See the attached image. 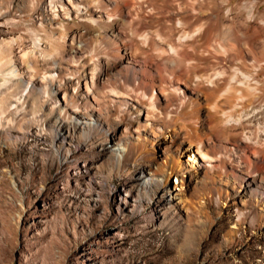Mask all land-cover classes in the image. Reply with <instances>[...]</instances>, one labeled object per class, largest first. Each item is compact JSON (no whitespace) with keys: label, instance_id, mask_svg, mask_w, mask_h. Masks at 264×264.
I'll list each match as a JSON object with an SVG mask.
<instances>
[{"label":"rangeland","instance_id":"rangeland-1","mask_svg":"<svg viewBox=\"0 0 264 264\" xmlns=\"http://www.w3.org/2000/svg\"><path fill=\"white\" fill-rule=\"evenodd\" d=\"M134 2L132 16L118 17L107 34L122 32L138 56L159 62L170 55L195 77L220 70L221 57H232L234 71L257 81L260 95L235 111L226 107L221 120L260 147L264 0ZM1 3L8 11H0V264H264V207L258 198L222 185L228 196L219 198L213 190L210 202L201 200L202 190L180 188L188 173L165 182L173 160L189 163L188 154L174 146L182 136L179 119L157 132L144 127L145 111L132 110L118 126L119 142L106 127L89 130L95 117L76 120L63 90L52 98L34 91L20 104L7 103L16 80L6 73L8 63L22 62L19 72H34L32 58L65 56L69 63L76 41L83 45V35L100 27L65 19L50 0ZM237 43H245L246 57L236 54ZM110 59L104 52L89 54L88 81L103 78ZM130 140L145 144L140 156H126ZM153 169L160 173L153 175Z\"/></svg>","mask_w":264,"mask_h":264},{"label":"bare ground","instance_id":"bare-ground-1","mask_svg":"<svg viewBox=\"0 0 264 264\" xmlns=\"http://www.w3.org/2000/svg\"><path fill=\"white\" fill-rule=\"evenodd\" d=\"M134 1L50 0L51 6L61 7V15L65 19L74 16L100 29L96 33L83 35V45L81 40L76 41L78 45L72 48L73 60L69 63L64 61L65 56L58 58L51 55V61L32 58L35 73L30 68L19 72L17 66L22 67L20 61L12 65L8 63L6 73L16 80L8 90L6 102L20 104L34 91L39 93V97L43 95L52 98L57 90H63L64 105L70 107L76 120H91L95 117L96 123H86L89 130L106 127L112 130L114 138L119 142L122 141L123 134L118 126L127 114L133 113L132 110L138 114L145 111L144 127L153 128L157 132L170 120L179 119L182 136L177 134L181 137L174 146L188 154L186 159L189 163L173 160L167 165L169 173L165 175V182L172 175L188 173L187 178L182 177L180 188L202 190L201 200L205 198L210 202L213 190L222 198L228 196L229 189H232L258 198L260 205L264 207V138L261 140L258 137L261 146L254 147L249 144L248 137H241L237 130L225 127L221 120L226 107L235 111L239 106L244 107L245 103L255 102L260 95L259 83L251 82L242 69L234 71L232 57H221L220 70L196 78L190 71L175 63L170 55L159 62L138 56L134 45L122 32L112 31L107 34L118 17L127 19L132 16L135 12ZM20 2L26 4L33 0ZM0 11L7 12L8 7L1 3ZM243 45L245 43H237L238 51L235 50L242 57L245 55ZM99 52L107 54L112 59V65L107 67L103 78L95 79L93 75L88 81L85 59L89 54ZM243 65L248 64L245 62ZM249 66L255 68L253 63ZM34 75L39 79L34 80ZM144 100L148 102L147 106L142 105ZM140 130L135 129L136 132ZM186 142L188 149H184ZM124 148L126 156L132 157L140 156L146 149L143 142L132 140ZM158 173L159 169H153V175ZM258 173L260 176L256 177Z\"/></svg>","mask_w":264,"mask_h":264}]
</instances>
